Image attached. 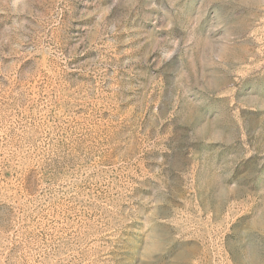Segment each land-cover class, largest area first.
Wrapping results in <instances>:
<instances>
[{
    "label": "rangeland",
    "instance_id": "rangeland-1",
    "mask_svg": "<svg viewBox=\"0 0 264 264\" xmlns=\"http://www.w3.org/2000/svg\"><path fill=\"white\" fill-rule=\"evenodd\" d=\"M0 264H264V0H0Z\"/></svg>",
    "mask_w": 264,
    "mask_h": 264
}]
</instances>
